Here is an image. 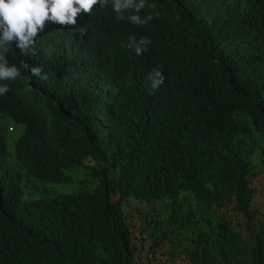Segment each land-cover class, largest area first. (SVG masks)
<instances>
[{"label":"trees","instance_id":"16d2710c","mask_svg":"<svg viewBox=\"0 0 264 264\" xmlns=\"http://www.w3.org/2000/svg\"><path fill=\"white\" fill-rule=\"evenodd\" d=\"M180 2L175 35L108 91L68 84L54 59L28 55L53 79L33 101L24 86L3 95L27 128L0 142V264H134L136 225L154 250L168 245L192 264H264L252 183L264 171V19L232 17L216 0ZM153 66L165 80L149 94ZM11 122L0 114V127ZM79 169L87 175L66 174ZM34 179L69 191L26 200Z\"/></svg>","mask_w":264,"mask_h":264},{"label":"clouds","instance_id":"9594fccd","mask_svg":"<svg viewBox=\"0 0 264 264\" xmlns=\"http://www.w3.org/2000/svg\"><path fill=\"white\" fill-rule=\"evenodd\" d=\"M174 1L0 0V114L10 115L14 123L0 127V142L4 132L16 128L21 139L27 128L21 114L18 122L15 98L7 100L3 95L8 91L16 94L24 86V94L33 101L36 85L53 79L46 66L48 62H28V55L36 52L44 60L54 59L52 62L68 84L108 91L128 80L154 44L175 35L177 23L170 11ZM180 1L177 3L185 8ZM216 1L232 17L247 21L264 19V0ZM13 46L18 49L20 66L10 59ZM162 70L153 66L148 72L149 94L162 87ZM14 153L7 150L6 160H14ZM73 171L66 174L75 181Z\"/></svg>","mask_w":264,"mask_h":264},{"label":"rangeland","instance_id":"374dc122","mask_svg":"<svg viewBox=\"0 0 264 264\" xmlns=\"http://www.w3.org/2000/svg\"><path fill=\"white\" fill-rule=\"evenodd\" d=\"M87 165L93 166L94 163L88 160ZM82 174L86 176V172L83 169L73 171V175L75 176L80 177ZM252 183L260 190L254 203V206H258L261 210L260 215L257 216L256 219L259 223L262 222L264 224V171L255 178ZM32 185L34 189L24 188V198L26 200L50 198L53 193H64L69 191V186L62 183H42L34 179ZM227 213L234 223H237L238 219H241V216L233 209L232 205L227 207ZM134 228L133 236L134 245L136 246V259L134 264H192L187 257L176 255V253L173 254L168 245L154 250L153 243L146 240L148 237L146 230L144 229L142 232L139 225H136ZM150 254L151 258H148Z\"/></svg>","mask_w":264,"mask_h":264},{"label":"bare ground","instance_id":"6f19581e","mask_svg":"<svg viewBox=\"0 0 264 264\" xmlns=\"http://www.w3.org/2000/svg\"><path fill=\"white\" fill-rule=\"evenodd\" d=\"M255 48V47H254ZM136 69V68H135ZM12 123V122H11ZM13 133H16V132H13ZM15 136V135H14ZM15 138V137H14Z\"/></svg>","mask_w":264,"mask_h":264}]
</instances>
